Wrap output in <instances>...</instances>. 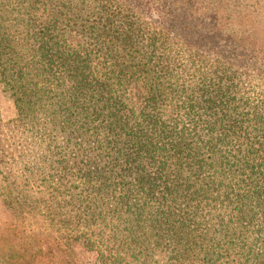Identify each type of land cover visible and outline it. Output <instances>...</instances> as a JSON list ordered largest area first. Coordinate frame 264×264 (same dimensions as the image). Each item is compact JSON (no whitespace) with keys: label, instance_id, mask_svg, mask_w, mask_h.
<instances>
[{"label":"trees","instance_id":"1","mask_svg":"<svg viewBox=\"0 0 264 264\" xmlns=\"http://www.w3.org/2000/svg\"><path fill=\"white\" fill-rule=\"evenodd\" d=\"M260 76L264 0H0V134L31 148L0 140V167L124 210L104 264H264Z\"/></svg>","mask_w":264,"mask_h":264},{"label":"rangeland","instance_id":"2","mask_svg":"<svg viewBox=\"0 0 264 264\" xmlns=\"http://www.w3.org/2000/svg\"><path fill=\"white\" fill-rule=\"evenodd\" d=\"M140 18L148 27L151 26L147 19ZM239 27L235 20L234 28ZM232 43L237 48L250 46L238 35L232 38ZM239 71L244 72L241 78L252 76L249 69ZM184 78L188 80L187 75ZM245 111L237 109L233 114L230 112V120L238 123ZM13 113L12 103L0 91V119L7 122ZM9 129L10 125L1 127L0 140L16 145L23 155L28 154L30 144L20 136H14ZM11 166L10 172L0 167V188H4L5 193L10 190L13 196L9 200L13 201L11 205L0 199V264H104L90 246L98 244L97 250L104 254L101 241L114 233L116 236L123 234L124 223L121 225V222L128 214L117 209L118 214L110 217L108 213L113 209V203L93 201L88 215H80L78 210L74 211L73 202L67 203L61 196L54 197L53 192L50 196L41 183L44 175L40 171L29 173L28 167ZM23 194L28 196L26 201L21 197Z\"/></svg>","mask_w":264,"mask_h":264}]
</instances>
